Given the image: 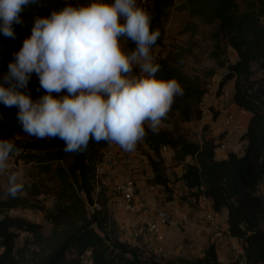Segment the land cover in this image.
<instances>
[{
	"label": "trees",
	"instance_id": "1",
	"mask_svg": "<svg viewBox=\"0 0 264 264\" xmlns=\"http://www.w3.org/2000/svg\"><path fill=\"white\" fill-rule=\"evenodd\" d=\"M182 1L183 8L192 17L218 25L214 38H225L237 54L238 61L228 65L219 88L222 90L235 80L232 104L251 114L247 131L241 138L246 147L243 154L230 153L227 159L218 160L216 152L221 143L216 138L199 143L174 137L168 131H148L146 145L152 154H147V160L153 173L149 185L163 188L167 199L172 200L173 187L179 181L168 174L163 150L170 149L176 166L183 167L179 179L189 197L196 202L206 198L216 214L227 210L229 236L241 242L245 264H264V194H261L264 193V0ZM174 2L153 0L152 27L161 34L153 49L164 45L165 9ZM241 2L246 6L243 12ZM69 5L75 6L74 2L40 0L39 5H30L21 14L23 24L13 25L15 39L0 32V73L8 71L13 53L18 52L24 39L31 35L36 17L48 16ZM182 60V55L160 56L156 61L160 65L156 76L176 78L181 83L184 94L175 98L170 114L189 123L202 119L201 104L207 86L199 84L198 78L181 72ZM254 65L263 72L259 85L251 83ZM214 75L215 72L209 73V77ZM32 82L38 83L35 78ZM0 117L6 125L20 129L12 109L3 103H0ZM15 145L20 149L19 157L35 165L40 175L56 176L60 182V200L48 210L35 206L54 227L52 241L49 240L44 252L47 240L42 236L41 226L6 213L32 207L35 203L32 197L50 195L48 184L41 178L30 187L24 184L16 198L3 199L0 195V264H171L161 261L141 237L137 240L144 246L122 240L120 226L109 208L108 189L104 185L98 188L96 184V170L109 144L91 141L87 151L81 154L65 153L64 142L59 139L31 137L28 142ZM21 233L32 234L41 246L40 252L28 257L18 250L16 243ZM180 261V264H224L218 259L215 244L205 250L202 258Z\"/></svg>",
	"mask_w": 264,
	"mask_h": 264
},
{
	"label": "clouds",
	"instance_id": "2",
	"mask_svg": "<svg viewBox=\"0 0 264 264\" xmlns=\"http://www.w3.org/2000/svg\"><path fill=\"white\" fill-rule=\"evenodd\" d=\"M40 0H0V32L15 39L14 24ZM153 17L138 0H94L36 17L0 82V103L17 107L25 133L59 139L65 153L86 152L91 141L132 153L150 130H159L184 88L176 78L159 79L153 47L160 38ZM131 44L134 47H129ZM36 79L43 94L33 99ZM20 151L0 139V173ZM24 188L21 176L8 177L7 195Z\"/></svg>",
	"mask_w": 264,
	"mask_h": 264
},
{
	"label": "rangeland",
	"instance_id": "3",
	"mask_svg": "<svg viewBox=\"0 0 264 264\" xmlns=\"http://www.w3.org/2000/svg\"><path fill=\"white\" fill-rule=\"evenodd\" d=\"M62 1L70 3L74 2L75 6L88 5L94 2V0ZM146 1L147 11H149L153 17L155 15L153 9V0ZM107 2H111V0H107ZM183 4L184 1L175 0V2L170 7L165 9L167 17L164 23V45L162 47H157L153 49L152 52L154 57L156 58V61L159 59L160 56L166 57L168 54H170V56L182 55L183 60L182 65H180L181 72L193 79L198 78L199 84L207 86V94L205 95L201 104V109L203 112L202 119L188 123L182 121L179 117L171 115L169 111L166 119L162 121V125L159 127V130L155 133H158L160 131H168L169 133L173 134L174 137L181 136L189 141L199 143H202L204 139L216 138L217 142H219V144L221 143V147L223 146L222 142L225 143L223 146L224 154H227L228 152L236 153L239 155L243 154L246 144L241 142L239 134L232 135V133H229L228 131L218 133L216 124L214 123L219 117L221 106H224V108L228 110V108L232 105V97L234 94L233 86L235 80L229 82L222 90H220L219 85L223 77L228 72V65L235 64L238 61L237 54L228 45V41L225 38H220L219 40L214 38V35L218 31V25H210L202 19L192 17L189 14L188 10L183 8ZM240 10L241 12L246 10V6L242 2L240 3ZM221 66L224 67L221 68ZM252 70L253 76L251 78V83L253 85H259L263 78V72L259 69L257 65H254L252 67ZM210 72H215V75L209 77ZM0 77H3L2 73H0ZM38 87L39 84L32 81L28 85V90L31 92L33 99H36L43 94L42 91L37 90ZM10 108L12 109L15 116V120L17 121L18 108ZM148 131L147 136L149 135ZM31 137L32 136H29L23 131L21 125L20 129L17 130L12 125H6L2 117H0V139H11L13 140L14 144H24L28 142ZM145 145L146 141L145 139H143V141L139 143L138 148L142 152V154L147 157V154L150 153V149L146 148ZM19 154L20 152L18 154L10 156L8 162L9 168L5 172L0 173V195L3 199L7 198L8 177L12 172L19 173L23 183L28 187L32 186L41 178H43L42 181L44 183L48 184L50 195H41L35 198L32 197L33 199L31 200L35 201L32 207H29L27 209L21 208L17 210H12L6 213V215L12 217H21L28 220L29 222L39 224L41 226L42 236L47 240L44 243L45 252V250H47L48 245L50 244L49 240L52 239L54 227L50 222L45 220L44 213L37 209L35 206H42L46 210L54 208L56 203L60 200V182L54 174L52 175L53 177L40 175L38 173L37 167L32 163H27L25 160L21 159L19 157ZM150 154H152V151ZM163 154L165 163L169 167V176L174 180L178 179L179 182H176V184L179 183L181 186V182L179 179L180 177L178 176H181L183 172V167L176 166L175 162L173 161L172 151L170 149H164ZM220 158L221 155H218L217 159L221 160ZM148 166L150 167V165ZM150 171H152L151 168ZM150 171L149 169H145L144 171H142V174L146 176V173H149ZM144 184H149V179L145 180ZM106 188L108 189L109 187ZM141 188L143 189L144 187ZM142 189H140V187L138 188L139 193L142 192ZM261 194L263 195L264 193L262 192ZM24 196H28V194L24 193ZM157 202L162 204L161 200H157ZM111 206L112 204L110 199L109 208ZM111 212H113L112 216L115 219V212L113 210ZM221 217L223 219L227 218V210L222 211ZM118 224L121 229L120 234L123 241L131 242L134 245L144 246L140 241L137 240V238L131 237L129 234H127L121 227V224L119 222ZM16 246L18 250L25 253L28 257L34 256V252H40L41 248L38 242H36L35 237L29 233H21L19 239L17 240ZM152 252H154L155 255L163 262H170L171 264H180V260H183L181 258H174L169 260L167 256L158 255L154 250ZM233 255L236 256L234 252ZM40 258H43V255L41 253ZM34 260L35 262L38 261V259ZM238 260H241L239 261V264H245L244 259L238 258Z\"/></svg>",
	"mask_w": 264,
	"mask_h": 264
},
{
	"label": "crops",
	"instance_id": "4",
	"mask_svg": "<svg viewBox=\"0 0 264 264\" xmlns=\"http://www.w3.org/2000/svg\"><path fill=\"white\" fill-rule=\"evenodd\" d=\"M228 113H232L235 119L230 126L225 127L224 120ZM250 118L251 114L240 110L232 104L228 110L224 109L219 112V117L214 123L216 124L218 133L228 131L232 135L239 134V138L241 139L246 133ZM222 143L224 146L225 143ZM145 146L148 148L147 145ZM223 146L216 152V158H218V155H221V160L227 159L231 153L224 154ZM138 147L139 144L133 152L131 168L117 166L109 169L108 175H105L103 179V184L110 188H108V197L111 199V211L113 210L115 212V220L121 224L124 231L131 237H141L147 247L156 252L158 245L152 235L145 231V226H143L142 222L133 214L116 205V198L113 194L114 184L125 178L133 177L137 183V188L140 187L142 189L141 187H144L142 192H140L141 196L150 202L161 200L162 207L171 216V224L165 230L166 242L164 244V254L161 256H167L169 260L174 258L188 260L202 258L205 250L211 244H215L218 259L221 263L239 264L241 260H238L231 251V245L238 243V240L229 236L227 218L223 219L221 217L222 212L220 214L214 213L209 200L206 202H196V200L190 198L183 182H181V186L179 183L174 185V194L172 195L171 201L167 199V194L163 188L144 184L145 180H151L153 178V173L148 166L147 157L142 154ZM121 154V151L116 152L117 157H120ZM145 169H149L150 171L146 173V176L142 174V171ZM209 213L215 214L217 218L216 226H211L207 222L206 215ZM183 215H188L190 219L194 220V223L192 225H183L181 223V217ZM198 234H200L199 237H197Z\"/></svg>",
	"mask_w": 264,
	"mask_h": 264
},
{
	"label": "built area",
	"instance_id": "5",
	"mask_svg": "<svg viewBox=\"0 0 264 264\" xmlns=\"http://www.w3.org/2000/svg\"><path fill=\"white\" fill-rule=\"evenodd\" d=\"M139 5L147 10V1L139 0ZM224 106H221V110H224ZM235 117L232 113H228L224 125L228 127L234 121ZM147 135L145 136L146 141ZM121 151L120 157H117L116 152ZM133 152L127 153L122 151L117 145H110L104 153L102 162L98 165L96 170V184L99 188L103 184V179L105 175H108V170L113 169L117 166H122L123 168H131L132 166ZM9 168V164H8ZM101 181V183H100ZM113 194L116 198V205L133 214L138 218L143 226H145V231L150 233L157 243L158 247L156 253L158 255L164 254V244L166 228L171 224V216L162 207V205L153 201L150 202L143 198L138 191L137 183L135 178L129 177L121 181H118L113 186ZM201 202H206V198H200ZM206 220L211 226H216L217 218L214 213H209L206 215ZM181 223L183 225H192L194 220L190 219L188 215H183L181 217ZM200 234L197 235L199 237ZM232 252L236 254L237 258L245 259V252L241 242L232 244Z\"/></svg>",
	"mask_w": 264,
	"mask_h": 264
}]
</instances>
